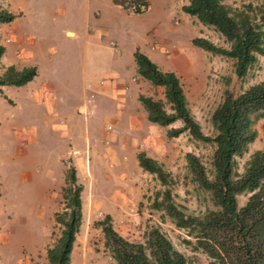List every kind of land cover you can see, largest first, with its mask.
I'll list each match as a JSON object with an SVG mask.
<instances>
[{"label": "rangeland", "instance_id": "obj_1", "mask_svg": "<svg viewBox=\"0 0 264 264\" xmlns=\"http://www.w3.org/2000/svg\"><path fill=\"white\" fill-rule=\"evenodd\" d=\"M223 1L239 6L260 0ZM0 8L16 15L22 13L12 21L20 34L17 43L10 34L12 23L0 21V42L6 50L0 57V71L10 56L20 64L36 66L31 80L7 85L0 91V264H47L45 248L60 232L53 213L63 208L61 186L71 165L77 182L81 183V220L74 237L72 264H81L82 259L85 264H115L103 246L99 227L93 224L107 213L113 193L118 195L119 202L116 212L110 208L111 224L121 235L142 240L145 232L156 226L185 255L186 264H208L210 258L189 242L193 238L188 229L176 226L162 209L151 205L154 196L159 198L156 192L165 185L137 163L135 153L145 146L140 137L144 130L135 127L129 134L120 127L119 118H115V114L132 107V99L127 97L121 102L109 92L94 88L102 77L117 74L130 85L134 83L130 50H135V46L146 47L155 38L149 32L150 26L164 31L159 24L166 20L167 14L158 16L162 14L159 6L135 12L125 10L122 34L113 35L121 53L113 57L110 45L96 52L100 46L85 43L83 0H0ZM65 27L73 28L76 34L64 33ZM163 34L170 36L169 40L172 37L176 51L187 49L193 58L196 70L189 74V84L185 77L179 81L201 131L211 135L214 130L209 115L224 91L236 94L264 79V52L239 77L233 71L230 57L190 45L192 37L200 36L227 47L228 42L211 26L189 16V46L185 44V35ZM16 48L26 59L16 55ZM189 67L193 68L192 64ZM140 88L142 94L150 93L164 101L159 87L145 84ZM164 107L169 110L167 103ZM179 122L176 119L171 125L149 130L156 137L148 147L172 178L167 186L173 203L185 213L202 214L215 205L209 192L191 179L185 153L197 155L210 176L212 144L191 137L186 130L167 135L166 131L179 126ZM253 127L255 137L234 156L236 172L242 171L250 152L264 148V117L255 119ZM248 193L236 194L238 206Z\"/></svg>", "mask_w": 264, "mask_h": 264}, {"label": "trees", "instance_id": "obj_2", "mask_svg": "<svg viewBox=\"0 0 264 264\" xmlns=\"http://www.w3.org/2000/svg\"><path fill=\"white\" fill-rule=\"evenodd\" d=\"M181 9L224 37L227 47L215 45L200 36H194L190 41L230 57L236 76H243L256 56L264 52V0L247 1L239 6H231L223 0H188ZM13 16V12L0 8L1 22L11 20ZM3 52L4 45L0 42V56ZM132 55L138 75L163 88L164 101L138 93L137 99L145 109L146 118L160 125L179 119L181 124L170 127L167 135L186 130L191 137L212 144L210 176L197 155L185 153L191 179L209 192L215 205L202 214L185 213L177 207L167 186L172 179L169 172L143 150L137 151L138 165L165 185L156 192L159 198L154 196L151 205L162 209L176 226L188 229L187 233L193 238L189 242L210 258L208 264H264V148L250 152L241 172L234 169V156L245 150L255 137L254 120L264 117V79L236 94L224 91L222 99L210 112L214 132L209 135L201 131L194 119L175 72L160 69L138 49ZM35 74L33 64L20 67L6 64L0 71V86L24 84ZM164 103L169 110L165 109ZM80 191L81 183L77 182L71 165L64 173V185L61 186L63 208L53 213L60 232L45 248L47 264H70V251L81 220ZM240 192L249 193L238 206L236 194ZM93 224L99 227L103 246L115 264H186L185 255L156 226H151L142 240H134L113 228L108 213Z\"/></svg>", "mask_w": 264, "mask_h": 264}, {"label": "crops", "instance_id": "obj_3", "mask_svg": "<svg viewBox=\"0 0 264 264\" xmlns=\"http://www.w3.org/2000/svg\"><path fill=\"white\" fill-rule=\"evenodd\" d=\"M83 1H84V8H83L84 26L82 30L84 33L85 43L90 46H94V45L100 46V49H97L96 52L98 50L103 51L101 48H103L106 45H107L106 47L110 45L109 47H111L112 49V56L115 57L116 55L121 53V50L119 47H117L118 45L116 44L115 37L113 35L115 34V36H117L119 34H122L121 30H123V28L125 27L124 25L125 18H123L125 9L121 6L120 0H83ZM187 2L188 0H148V4H149L148 9H151V7L153 6H155V8L159 6L162 14L159 13L158 16L159 15L164 16L167 14L166 20L162 24H159L160 27L164 28V31L160 32L158 31L159 28L155 27L154 25L150 26L149 32L154 34L155 38L150 39V42L146 47L135 46L134 48L144 53L150 60L156 63V65L160 69L172 70L175 72L178 78L185 77L187 79V83L189 84V74L190 73L192 74L196 70V66H194L192 62L193 58L191 57V55H189L187 49L181 52L176 51L177 50L176 45L174 42H172V37L171 40H169L168 38H170V36L166 37L163 34L170 32L173 34L175 33L177 35H185L184 36L185 44L189 46V16H191L195 20H197V18L194 15H190L181 9V6L183 4H186ZM152 3L153 6H151ZM20 15L14 14L13 18L9 20V22L12 23V21L16 20V18H18ZM10 31H11L10 34L12 40H14L16 43L19 42L21 39H20V34L17 33L18 30L16 24L12 23V26L10 27ZM63 32L72 36L76 34L75 30L69 27H65L63 29ZM190 45L194 49L199 50V46H196L194 44H190ZM133 51L134 49L132 48L129 53L132 59H133V55H132ZM5 52L6 50L4 46V52L2 53L1 56H4ZM15 53L19 57L26 59V56H21L22 52L20 51V49L16 48ZM164 53H167L169 57L166 58V55ZM170 53H172L171 56ZM197 56L198 55H196V57ZM6 64H13L16 67H20L21 65H27V64H20L12 56L8 57V60H6ZM190 64H192L193 68L189 67ZM198 68L199 66H197V70ZM131 80H133L134 83H131L130 85L129 81L126 80L125 77L121 76L120 74H117L115 76L102 77L100 79V83H96L94 88H96V90L100 89L105 92H109L113 97H115L117 100H120L121 102L125 101L127 97H130L132 99L133 101L132 107L124 109L123 113L120 112L119 114H115V118L116 119L119 118V122L121 124L120 127L125 128V131L127 129V131H129V134H132L135 127L141 126L143 128L144 133L140 137H141V142L145 144V146L141 148L147 155L154 158L155 156L152 150L149 149L148 143L154 141L156 136L154 133L149 132V130L155 131L157 126H159L160 124L149 121L146 118V112L142 107V105L140 103L137 104L136 102H134L133 99H136L138 101L137 95L138 93H142L140 88L141 85L146 84L150 87L155 86V87H159L162 90L163 88L160 85H152L147 80L139 76L138 73L136 72L135 63L133 65ZM6 86L7 85H1L0 86L1 90L4 89ZM43 87L48 89V86L45 85V83H43ZM43 94L45 93L43 92ZM149 94L150 93H147V95ZM171 123L172 121L164 125L168 126L171 125ZM112 124L114 125V127L116 126L114 123ZM180 124L181 123L179 122V125ZM120 127H117L116 131H118L117 129ZM98 128L100 129L103 127H98ZM116 131L112 135H115V133H117ZM64 134L67 133L64 131ZM112 175H114V173ZM112 195L113 198L110 196L112 201L109 202L110 204L107 206L110 207L111 210L114 209V211L116 212L118 209L116 207V204L119 202V197L116 193H113ZM110 208L106 210V212L109 215L113 216V212L110 210ZM74 248H75V239L73 240L70 251V264L74 262V258H73ZM81 264H85L83 259L81 261Z\"/></svg>", "mask_w": 264, "mask_h": 264}, {"label": "built area", "instance_id": "obj_4", "mask_svg": "<svg viewBox=\"0 0 264 264\" xmlns=\"http://www.w3.org/2000/svg\"><path fill=\"white\" fill-rule=\"evenodd\" d=\"M121 6L129 12L142 11L148 8V0H121Z\"/></svg>", "mask_w": 264, "mask_h": 264}, {"label": "clouds", "instance_id": "obj_5", "mask_svg": "<svg viewBox=\"0 0 264 264\" xmlns=\"http://www.w3.org/2000/svg\"><path fill=\"white\" fill-rule=\"evenodd\" d=\"M120 3H121V0H120Z\"/></svg>", "mask_w": 264, "mask_h": 264}]
</instances>
